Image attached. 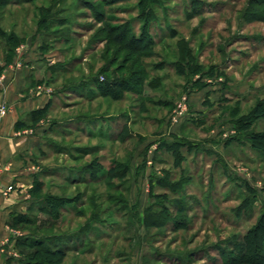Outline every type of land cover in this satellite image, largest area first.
<instances>
[{"label": "rangeland", "instance_id": "rangeland-1", "mask_svg": "<svg viewBox=\"0 0 264 264\" xmlns=\"http://www.w3.org/2000/svg\"><path fill=\"white\" fill-rule=\"evenodd\" d=\"M143 1L152 18L141 17L140 0H35L0 12V27L28 40L47 18L38 25L36 52L42 58L34 66L36 77L54 91L41 117L44 142L34 152L45 185L24 213L36 223L19 228L23 234H77L76 248L63 264H243L232 246L264 212V153L245 134L263 131L264 117L250 119L246 130H238L237 121L264 105V0ZM50 3L51 10L40 9ZM143 20H148L144 32ZM127 22L129 34L154 42L142 60L146 75L133 64L137 53L118 52V43L102 41L105 27ZM182 37L201 67L187 77L175 67ZM5 39L0 36V49ZM128 58L127 68L118 71ZM140 75L141 95L120 91L125 79L132 81L126 84L132 91L141 89ZM153 77H159L158 86H149ZM199 77L200 85L194 83ZM106 89L120 91L121 99L101 95ZM168 100L172 106L161 103ZM187 101V123L169 134V117L179 103L187 108ZM125 126L131 135L122 140L118 133ZM175 136L187 143L181 166L161 143L154 146L157 139ZM234 137L238 140L228 142ZM117 162L130 165L124 184L114 178L109 186L104 177L70 184L73 176L88 180L90 164L106 171ZM163 178L186 183L167 189L160 185ZM80 191L83 215L68 206L49 229L41 197ZM164 205L165 225L145 223L147 213L161 220Z\"/></svg>", "mask_w": 264, "mask_h": 264}, {"label": "trees", "instance_id": "trees-1", "mask_svg": "<svg viewBox=\"0 0 264 264\" xmlns=\"http://www.w3.org/2000/svg\"><path fill=\"white\" fill-rule=\"evenodd\" d=\"M35 0H0V12L3 11L8 5L12 3H30ZM54 1V0H53ZM58 2L60 0H57ZM143 0H140L139 8H140V15L142 18H152L153 17V12H145L147 7L146 4L142 3ZM51 2V0H50ZM56 2V1H55ZM144 2V1H143ZM261 3H264V1H260ZM57 3V2H56ZM52 3H50L48 6H42L40 9L42 11H49L52 8ZM151 15V16H150ZM100 17V16H98ZM47 18L41 19L39 22V26L42 27L41 24L46 22ZM53 20V19H52ZM147 21L148 20H143L142 25V30L143 32L147 29ZM103 33L105 35H102V41L107 42L109 44L112 43H118L120 47L118 48V52H121V49L128 48L129 50L134 51L137 53V57L135 58L133 64H139L141 67L140 74H147V68L142 66V60L144 57L148 56L149 51L148 48L149 46L153 45V40L148 41L145 43V40H147L149 37L147 35L143 37L141 36H136V34H129L130 33V23L127 22L119 27H114V26H107L103 29ZM0 36L5 39V47L4 51L7 54V58H10L13 55L15 47L20 43L21 37L17 35L16 32L11 31L9 34L7 31L3 30L0 27ZM140 42H144L145 46L144 47H139L140 45L138 44ZM147 44V45H146ZM178 58L175 61V67L177 68L178 73L184 75L187 77V75H192L195 74L197 71L201 69V67L198 65L199 63L196 62V55L193 52V49L189 45V41L182 37L178 39ZM139 45V46H137ZM112 51V48L106 49L105 54H109V52ZM124 65L118 69V71L125 70L127 68L128 63L132 60L130 58L125 59ZM117 71V70H116ZM207 74V70L204 72ZM203 73V75H204ZM197 74V73H196ZM141 76V75H140ZM139 76V77H140ZM202 77V75H201ZM201 77L195 80V84L200 85L201 84ZM159 77H153L152 79L149 80V86L155 87L158 86V79ZM128 79H125V81H121L120 84H123L124 86L120 89V91H131L133 93H137L138 95H141L144 91L143 85L145 84V80L143 77H140L139 80V85L141 86V89H134L132 91V87L130 85H126L132 81H129ZM76 86H82L84 87L83 84H76L73 86L74 88ZM111 86H114L112 84ZM145 86V85H144ZM205 86V85H204ZM203 85L201 86L204 87ZM93 87V86H92ZM143 87V88H142ZM114 88V87H113ZM200 88V86H199ZM128 89V90H127ZM114 89H106L101 93L103 96H108L112 97L115 100H119L122 97V94L119 93L120 91L114 90ZM81 97H83V94H80ZM96 95H93L89 97L90 100L94 98ZM162 104L172 106L173 102L168 100L161 102ZM52 106V101L49 102V104L43 108L39 109L37 111H34L31 113V119L33 122L38 121L41 119L42 115H45L49 109ZM249 116V117H248ZM261 118L264 117V105L259 103L257 104L256 108H253L251 112L248 115H245L243 118L239 119L237 121V125H239L238 130H246L245 128L249 127L251 125V120L252 118ZM253 118V119H254ZM25 121H21L17 123V127H24L26 126ZM247 133L245 134L246 138L248 139V142L251 144V146L264 153V130L263 131H255L252 130L250 132L246 131ZM120 137H122V140H125L130 137L131 133L128 132L127 127H123L118 133ZM175 140L173 141H163L161 142V147L165 149L167 152L171 153L172 156L174 157V163L176 166H181L182 162L186 159V155L183 152V148L187 146L186 141L177 138L176 136L174 137ZM237 141L238 139L230 138L229 141ZM184 146V147H183ZM189 148H192V144H189ZM189 151V149H187ZM99 168V169H98ZM97 165V163L90 164L88 165L87 170L90 172V177L89 179H84L80 177H75L73 176L72 179L70 180V184L74 185H80L83 183H87L89 180H100V178L104 177L105 180L107 181L109 186L111 185V180L114 178H122L123 179V184L124 181L126 182L128 180V175L130 173V165L126 162H117L114 164V166L111 167L110 170L103 171V168ZM102 172H101V171ZM81 172H86L85 168L81 170ZM100 172V173H98ZM70 177H67V180ZM103 178V179H104ZM191 176L187 178H183L184 181L189 182ZM111 179V180H110ZM182 180L180 181H171L172 183L166 181V178L161 179L160 185L165 186L167 189L176 187L178 190L181 188L183 183H186ZM44 182L40 181L39 177L35 178L33 187L31 189V193L33 196H38L37 193L42 190L44 187ZM117 189H119L117 187ZM112 195H110V199ZM81 197L82 193L81 191L78 192L74 196H69V195H56V194H47L42 196L40 201L43 202L42 206V211L49 215L51 217V221H49V229L54 228L55 222L60 218L62 215L63 211L61 209H67L68 206H72L74 208V211L78 212L80 215H83V210L81 209L82 206L85 204L83 201L81 202ZM91 200L93 198L91 197ZM81 202V203H80ZM45 204V205H44ZM179 206L178 211H183L184 208L181 205ZM69 210V208H68ZM169 212V209L166 205L164 207L162 206L161 209V215L162 218L161 220H153L154 216L150 213L145 214L144 221L145 223H148L149 221H152L150 224H155L157 226L165 225L164 218H167V213ZM96 215V214H95ZM11 222L13 225L17 226H22V225H29V224H35L36 221L31 219L30 216H27L26 214H17L14 215L11 218ZM181 222V221H180ZM33 232L29 234H25L17 239V243L21 247V253H22V258L20 260L19 264H63L65 260L68 257V254L70 251L74 250L76 248V245H74V239L78 237L77 234H70L66 235L63 233V235H41L39 233L32 234ZM69 234V233H67ZM239 241L233 244L232 250H234L235 253L238 254V258L240 262H243V264H264V212L260 214L258 217L257 221L254 223L253 226H251L241 237L238 239ZM75 246V247H74ZM238 263V262H237ZM232 264V262H231ZM236 264V263H235Z\"/></svg>", "mask_w": 264, "mask_h": 264}, {"label": "crops", "instance_id": "crops-1", "mask_svg": "<svg viewBox=\"0 0 264 264\" xmlns=\"http://www.w3.org/2000/svg\"><path fill=\"white\" fill-rule=\"evenodd\" d=\"M17 35L22 39L10 58L0 49V105L8 106V112L0 115V264H19L22 258L17 239L25 233L20 226L13 225L11 218L30 209L34 198L31 188L40 170L34 152L43 145L47 131L45 119L34 123L31 113L45 108L52 101L54 93L44 81L36 77L34 65L40 63L42 58L36 52L40 48L38 25L29 36L30 40ZM29 49L31 51L28 53ZM204 87L207 95V85ZM188 107L187 101V110ZM187 112L184 115L172 112L169 134L177 133L182 124L187 123ZM21 121L27 123L19 128L17 123ZM164 140L166 138L157 139L154 146ZM10 185L13 186L11 191L8 190ZM19 231L22 234L18 237Z\"/></svg>", "mask_w": 264, "mask_h": 264}, {"label": "built area", "instance_id": "built-area-1", "mask_svg": "<svg viewBox=\"0 0 264 264\" xmlns=\"http://www.w3.org/2000/svg\"><path fill=\"white\" fill-rule=\"evenodd\" d=\"M19 64H20V62H19ZM177 109H178V110H177V114H178V115H184L185 112L187 111V108H186V106H185L183 103H179ZM7 112H8V107H7V105H6V104H1V105H0V115H5ZM12 189H13V186L10 185V186L8 187V190L11 191ZM21 234H22L21 231H19V232L17 233L18 237L21 236Z\"/></svg>", "mask_w": 264, "mask_h": 264}]
</instances>
